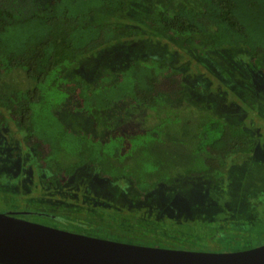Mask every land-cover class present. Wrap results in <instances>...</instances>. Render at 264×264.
I'll list each match as a JSON object with an SVG mask.
<instances>
[{"label":"rangeland","instance_id":"rangeland-1","mask_svg":"<svg viewBox=\"0 0 264 264\" xmlns=\"http://www.w3.org/2000/svg\"><path fill=\"white\" fill-rule=\"evenodd\" d=\"M48 2L0 0V9L10 22L33 16ZM183 6L201 9L197 0L135 1L131 11L119 21L138 28L143 37L102 51L85 61V66L92 73L90 78L96 79L103 73L100 66L104 69L106 63L118 68L134 59L163 60L172 70L183 74L187 87L184 101L171 102L161 96L153 108L119 104L103 114L97 126L79 113H67L70 127L84 130L107 149L121 143L127 156L134 151L135 144H142L136 150L156 158L160 163L156 166L176 165L182 172L173 176L176 184H159L143 200H134L130 197L133 187L129 180L103 179L96 168L88 166L79 169L65 185L45 184L53 173L40 167L35 149L24 143L25 135L9 119L0 132V213H48L67 223L92 228L84 231L70 224L62 225L61 220L38 216L31 221L90 237L165 249L221 253L225 249L244 251L264 245V73L251 64L245 51L224 48L204 53L182 48L160 28L146 23L164 10L172 12ZM32 82L22 68L0 74V112L8 117L4 99L14 100L15 94L30 90ZM214 119L242 126L254 140L249 157L226 160V177L217 183L183 173L194 157L201 167L209 160L222 164L202 145L197 152L203 132L207 131L210 138L215 136L211 129ZM71 163L72 160L67 161ZM150 163L146 168L152 171ZM166 174L162 172L161 176ZM98 213L111 215L103 219ZM127 216L131 217V227L126 223ZM147 221L160 223L163 234L171 225L196 237L169 243L145 242L142 236L146 237ZM100 222L116 229L107 230L103 224L94 226Z\"/></svg>","mask_w":264,"mask_h":264},{"label":"trees","instance_id":"trees-1","mask_svg":"<svg viewBox=\"0 0 264 264\" xmlns=\"http://www.w3.org/2000/svg\"><path fill=\"white\" fill-rule=\"evenodd\" d=\"M135 1L139 0H50L33 16L10 22L0 9V74L22 68L33 81L31 89L15 94L14 100L3 98L9 116L0 112V132L9 119L16 123L25 135L24 143L35 149L40 167L53 173L45 184L65 185L85 166L96 168L106 180H129L133 187L130 197L134 200H143L159 184H176L173 176L181 172L179 168L156 166L160 164L156 158L136 150L142 144H135L134 151L126 156L121 143L107 149L84 130L67 124L68 112L79 113L97 126L102 115L119 104L153 108L161 96L171 102L186 99L183 74L155 58L134 59L118 68L106 63L104 69L100 66L99 71L103 73L98 78H90L92 73L86 70L85 61L115 45L131 44L143 37L138 28L119 21L131 11ZM197 1L201 4L200 10L187 6L172 12L164 10L146 23L154 29L160 28L182 48L204 53L224 48L245 51L251 64L264 73V0ZM101 18L115 19V22H104ZM211 129L216 133L211 137L214 140L207 131L203 132L197 152L202 145L210 156L221 159L222 164L209 160L201 167L194 157L183 173L217 183L226 177L223 172L226 160L249 157L254 140L242 126L219 119L213 120ZM68 160L72 163L67 164ZM149 162L154 167L152 171L146 168ZM196 166L202 169H194ZM162 172L167 174L161 176ZM108 215L98 213L103 219ZM112 219L118 221L115 216ZM128 219L131 217L127 216L126 222L131 227L133 224ZM147 223L146 237L142 236L145 242L169 243L196 237L193 233H181L171 225L163 234L160 223ZM99 224L107 230L116 229L107 222L94 226ZM70 226L84 231L92 228Z\"/></svg>","mask_w":264,"mask_h":264},{"label":"water","instance_id":"water-1","mask_svg":"<svg viewBox=\"0 0 264 264\" xmlns=\"http://www.w3.org/2000/svg\"><path fill=\"white\" fill-rule=\"evenodd\" d=\"M43 212L0 213V264H264V245L239 252H197L90 237L31 221Z\"/></svg>","mask_w":264,"mask_h":264},{"label":"flooded vegetation","instance_id":"flooded-vegetation-1","mask_svg":"<svg viewBox=\"0 0 264 264\" xmlns=\"http://www.w3.org/2000/svg\"><path fill=\"white\" fill-rule=\"evenodd\" d=\"M50 1V0H49ZM47 5V4H46ZM39 217H41V216H39ZM23 218H26V216L25 217H23ZM46 218V217H45ZM55 219H57V220H61L60 218H58V217H56ZM31 220V219H30ZM62 221V220H61ZM259 246H262V245H258L257 247H259ZM254 248H256V247H254ZM233 249V248H232ZM250 249H253V248H250ZM250 249H246V250H250ZM224 252H239V250L238 251H232V250H230L229 249V251L227 250V249H225V250H223ZM222 251V252H223ZM245 251V250H244Z\"/></svg>","mask_w":264,"mask_h":264}]
</instances>
